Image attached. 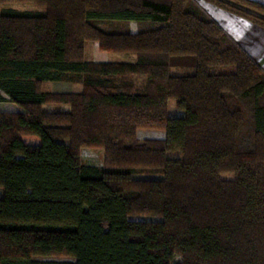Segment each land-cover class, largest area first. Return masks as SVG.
I'll return each instance as SVG.
<instances>
[{"label":"trees","instance_id":"obj_1","mask_svg":"<svg viewBox=\"0 0 264 264\" xmlns=\"http://www.w3.org/2000/svg\"><path fill=\"white\" fill-rule=\"evenodd\" d=\"M204 1L264 28L260 3ZM87 42L101 59L85 61ZM183 56L195 73L170 76ZM170 99L183 116L168 117ZM4 102L22 112L0 111V264H264V72L194 0H0ZM84 148L103 149L100 168Z\"/></svg>","mask_w":264,"mask_h":264},{"label":"rangeland","instance_id":"obj_2","mask_svg":"<svg viewBox=\"0 0 264 264\" xmlns=\"http://www.w3.org/2000/svg\"><path fill=\"white\" fill-rule=\"evenodd\" d=\"M199 8L205 12L202 3L204 0H194ZM2 10L12 9L17 12H28L35 13L43 11V8L38 7L32 3H9L1 6ZM206 13V12H205ZM98 27L108 30V31H121L129 33H137L148 27L147 24L137 23V22H128V23H114V22H104L97 21L95 23ZM95 46L92 42L85 43L84 47V59L89 61L91 59H101L100 55L95 53ZM137 59L135 53H111L108 54L107 61L111 62H121V63H134ZM169 75L170 76H190L195 73L196 62L195 58L192 56H183V57H169ZM234 71L232 66H214L210 68V73L212 74H227ZM40 90L42 92H56V93H78L81 91V85L79 84H70V83H43L41 84ZM51 111L56 112H67L69 107L62 104H54L47 106ZM21 108L16 104L10 102H5L0 105V111L2 112H21ZM167 115L170 118L183 116L182 111L177 110L176 101L173 99L168 100L167 102ZM165 136V132L161 130H140L137 132L138 141H143L147 139H162ZM103 149L101 148H84L80 150V157L82 162L85 165L100 168L103 165ZM173 155V156H172ZM177 157L179 154L172 153L170 157ZM223 178H232L231 173L222 174ZM2 191L0 189V197ZM132 220H147V221H157L158 218L154 217H131ZM37 260L44 261H73L71 258H61V257H49V258H37ZM180 258H175V263H179Z\"/></svg>","mask_w":264,"mask_h":264},{"label":"crops","instance_id":"obj_3","mask_svg":"<svg viewBox=\"0 0 264 264\" xmlns=\"http://www.w3.org/2000/svg\"><path fill=\"white\" fill-rule=\"evenodd\" d=\"M251 1L264 5V0ZM202 6L211 19H213L264 72V28L210 3L203 2ZM3 97L6 100L8 99L5 95ZM1 104L3 103H0V105Z\"/></svg>","mask_w":264,"mask_h":264}]
</instances>
